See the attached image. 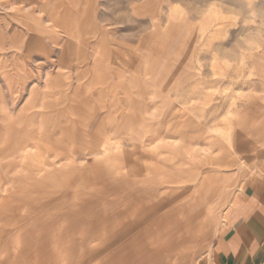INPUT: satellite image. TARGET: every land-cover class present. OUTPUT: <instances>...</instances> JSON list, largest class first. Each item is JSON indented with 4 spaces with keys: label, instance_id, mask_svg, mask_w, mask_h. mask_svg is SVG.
<instances>
[{
    "label": "rangeland",
    "instance_id": "rangeland-1",
    "mask_svg": "<svg viewBox=\"0 0 264 264\" xmlns=\"http://www.w3.org/2000/svg\"><path fill=\"white\" fill-rule=\"evenodd\" d=\"M30 91L0 264H212L264 171V0H0V126Z\"/></svg>",
    "mask_w": 264,
    "mask_h": 264
},
{
    "label": "crops",
    "instance_id": "crops-1",
    "mask_svg": "<svg viewBox=\"0 0 264 264\" xmlns=\"http://www.w3.org/2000/svg\"><path fill=\"white\" fill-rule=\"evenodd\" d=\"M28 95L23 105L25 108L16 117L2 111L4 122L0 126V169L15 160L31 157L20 153V150L29 148L36 152L38 148L31 131L24 129V118L30 106H34V91ZM39 103L37 99L35 105ZM0 106L7 104L0 99ZM261 177L247 185L225 209L222 216L223 230L214 247L212 264H264V171ZM0 184L6 187V184Z\"/></svg>",
    "mask_w": 264,
    "mask_h": 264
}]
</instances>
